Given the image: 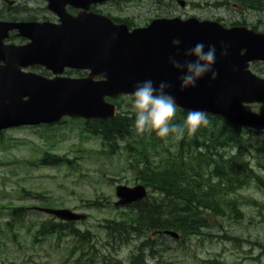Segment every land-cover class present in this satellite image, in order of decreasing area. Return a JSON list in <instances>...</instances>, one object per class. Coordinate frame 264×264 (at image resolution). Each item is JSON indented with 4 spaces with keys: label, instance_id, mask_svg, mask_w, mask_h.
Instances as JSON below:
<instances>
[{
    "label": "water",
    "instance_id": "obj_1",
    "mask_svg": "<svg viewBox=\"0 0 264 264\" xmlns=\"http://www.w3.org/2000/svg\"><path fill=\"white\" fill-rule=\"evenodd\" d=\"M1 1V0H0ZM49 9L61 17V24L0 22V134L22 127L60 123L64 118L84 121L113 119L118 107L107 101L130 96L145 80L171 85L167 93L175 97L177 108L202 110L210 116L246 129L264 132V78L250 66L264 64V32L247 27L225 28L218 22L196 18H158L147 27L132 30L111 18L87 13L93 4L114 0H47ZM183 4V3H182ZM66 6L83 9L73 17ZM17 29L31 42L25 46H5L10 30ZM198 42L216 47L214 70L182 90L180 76L169 63H181L185 53ZM226 50L227 54L224 55ZM41 66L51 71L47 78L26 69ZM67 70L89 71L85 78L65 76ZM102 78V79H98ZM258 105L257 112L247 106ZM144 185L117 186V207H127L148 198ZM59 221L74 223L87 216L69 209L37 208ZM164 235L179 240L176 231Z\"/></svg>",
    "mask_w": 264,
    "mask_h": 264
},
{
    "label": "rangeland",
    "instance_id": "obj_2",
    "mask_svg": "<svg viewBox=\"0 0 264 264\" xmlns=\"http://www.w3.org/2000/svg\"><path fill=\"white\" fill-rule=\"evenodd\" d=\"M138 2L136 0L134 3L138 6ZM123 7L115 4L101 9L120 19L133 17V22L138 26L149 23L157 14L165 15L169 10L166 6L157 9L151 5H147L145 10H124ZM258 67L264 71V66ZM258 69L252 70L264 78V72ZM115 101L127 109L132 97L124 96ZM247 109L257 112L258 105L247 106ZM65 121L52 128L22 127L2 133L0 264H90V258L97 261L102 254H112L114 258H111V262L128 264L136 247L143 241L136 239L128 245H115L103 229L105 220L120 221L122 215L130 212L128 207L115 205L118 201L116 187L143 185L131 167V163L138 161L133 160L136 156H128L123 150L110 155L104 151L100 139L82 130V122L81 125L71 122V119ZM256 131L252 129L251 133H246V138L254 143L263 140L264 132ZM177 144L178 140L172 138L165 147L174 149ZM149 149L151 159L157 161L165 154L160 149L157 152ZM45 153L66 158L69 163L35 166L34 163H38ZM148 190L150 193L151 190ZM237 197L243 198L241 210L245 219L236 221L207 215L212 223L211 230H204L201 236L180 237L179 240L165 236L162 238L164 245L158 246L153 254H147L148 264H204L214 259L224 264H264V189H258L253 184L252 188L229 196L233 199ZM245 199L254 200L260 205L251 204ZM96 200H101L103 205L89 207V203ZM19 207L24 209L20 213L23 219L14 224L12 231L7 230L5 223L13 220L12 210ZM37 208L69 209L86 215L87 219L77 222V226L82 232L88 230L94 234L97 251L92 250L89 259H86L88 255H83L80 248L73 250L74 241L70 238L37 235L40 225L52 219L51 215ZM233 238L239 240L236 242ZM156 239L162 240L160 237Z\"/></svg>",
    "mask_w": 264,
    "mask_h": 264
},
{
    "label": "trees",
    "instance_id": "obj_3",
    "mask_svg": "<svg viewBox=\"0 0 264 264\" xmlns=\"http://www.w3.org/2000/svg\"><path fill=\"white\" fill-rule=\"evenodd\" d=\"M255 3L264 9V0H256ZM112 102L120 110L113 119L88 122L71 119V122H82V130L100 139L108 154L123 150L128 156H136L133 160L138 161L131 163V167L137 172V180L151 190L147 199L128 206L129 214L122 215L120 221L105 220L103 226L108 239L115 245L124 246L136 239L143 240L128 264H148L147 254H153L158 246L164 245L165 231H176L181 238H188L204 235V230L213 228L207 215L236 221L245 219L241 210L243 198L229 196L250 189L253 184L264 189V139L254 143L246 138V133H251L252 129L234 126L220 117L208 115L207 127L191 136L185 132L177 146L168 149L165 144L174 137L163 139L155 133L137 134L131 105L125 109L119 102ZM187 112L177 108L174 122L183 124ZM149 148L155 152L163 150V158L160 161L151 159ZM37 162L34 163L37 167L69 163L66 158L50 153H45ZM245 200L260 205L254 200ZM100 201H93L88 206L98 208L103 205ZM23 210L21 207L12 210L13 220L5 223L7 230L12 231L14 224L23 219L20 216ZM55 219L52 217L43 222L37 235L70 238L74 241L73 250L80 248L83 255H88L86 259L92 250L97 251L94 234L88 230L82 232L75 222H56ZM232 240L237 242L239 239ZM111 258H114L112 254H102L97 261L90 258V264H125L122 261L111 262ZM204 264L224 263L214 259Z\"/></svg>",
    "mask_w": 264,
    "mask_h": 264
},
{
    "label": "flooded vegetation",
    "instance_id": "obj_4",
    "mask_svg": "<svg viewBox=\"0 0 264 264\" xmlns=\"http://www.w3.org/2000/svg\"><path fill=\"white\" fill-rule=\"evenodd\" d=\"M135 1L114 0L102 4H93L87 13L107 16L115 24H126L130 30L147 27L153 20L158 18H180L183 20L196 18L200 21L218 22L225 28L247 27L253 30L256 28L257 30L255 31L258 32H264V9L257 7L256 0H139L138 6L134 3ZM115 4L124 6V10H145V8L149 7L147 5L157 9H160L161 6H166L169 10L166 11L165 15L157 14L158 16L149 21V23L138 26L133 22L135 20L133 17L120 19L107 14L101 9L104 6ZM66 11L73 17H78L84 13L83 9H75L71 6H66ZM148 11L152 12L151 10ZM0 22L8 24L49 22L60 25L61 17L49 9L47 0H1ZM30 42L31 40L21 36L17 29L10 30L3 40L5 46L17 47L25 46ZM3 64V62H0V66ZM258 66H264V64L253 63L250 67L252 70L253 68L258 69ZM26 71L34 72L47 78L54 77L51 71L41 66L30 67ZM65 75L85 78L89 75V71L67 70Z\"/></svg>",
    "mask_w": 264,
    "mask_h": 264
},
{
    "label": "clouds",
    "instance_id": "obj_5",
    "mask_svg": "<svg viewBox=\"0 0 264 264\" xmlns=\"http://www.w3.org/2000/svg\"><path fill=\"white\" fill-rule=\"evenodd\" d=\"M227 54L226 50L223 53ZM186 59L183 63L175 57L169 58V63L174 69L182 73L180 76V87L182 90L195 88L197 82L210 75L212 82L218 79L219 73L214 70L216 63V47L208 46L198 42L185 53ZM171 85L161 81L158 85L152 80H145L135 86L131 93V109L135 116L134 130L137 134L155 133L158 137L167 139L174 137L179 140L185 135H195L202 127L209 124L208 113L199 109H190L183 124L174 121L177 116V104L175 97L168 94L166 89Z\"/></svg>",
    "mask_w": 264,
    "mask_h": 264
}]
</instances>
